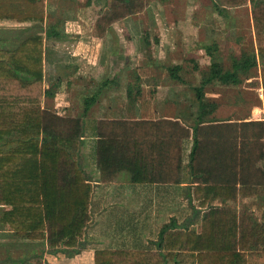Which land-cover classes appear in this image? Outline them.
Wrapping results in <instances>:
<instances>
[{"label":"trees","instance_id":"trees-1","mask_svg":"<svg viewBox=\"0 0 264 264\" xmlns=\"http://www.w3.org/2000/svg\"><path fill=\"white\" fill-rule=\"evenodd\" d=\"M152 1L106 0L94 22L95 35L103 37L112 23L142 12ZM212 2L216 9L250 6L264 107V0ZM44 18L45 0H0V20L42 24ZM42 73L41 34L12 50L0 46V223L28 239H45L50 248L78 252L93 193L79 160L85 136L101 181L124 174L139 184L181 183L185 142L192 140L186 165L193 183L187 187L191 216L180 225L165 224L155 251L97 250L94 264H264V120L191 127L168 118L99 119L86 135L84 117L110 80L82 98L83 118L62 116L41 107ZM233 76L210 73L194 88L201 115L203 86L212 78ZM34 216L39 236L26 233L30 222H18ZM32 261L13 264H42Z\"/></svg>","mask_w":264,"mask_h":264},{"label":"crops","instance_id":"crops-1","mask_svg":"<svg viewBox=\"0 0 264 264\" xmlns=\"http://www.w3.org/2000/svg\"><path fill=\"white\" fill-rule=\"evenodd\" d=\"M158 1L161 0H154L151 3L157 4ZM162 1L164 2L165 0ZM62 4V0H46L45 10L47 11L54 7L59 9ZM85 5L89 6L90 2L85 3ZM212 5L218 12L213 3ZM189 8L190 6L188 7V11L190 12ZM241 8H248L250 11L249 5L225 9L234 10ZM120 21L121 20L112 23L107 28L105 36L100 39H106V37L110 35V32L115 30V25ZM27 23L30 24L32 22L20 23L11 19L0 20V46L10 50L14 49L23 40L20 30L13 32L14 26ZM65 24L61 31L54 25H48L47 28L50 31V35L46 34L47 28L45 31V37L43 38V94L41 97V106L58 115L83 118V109L74 107L67 96L68 91L72 89L71 86L73 82L65 81L66 78L61 73H54L60 64L54 63L50 69L53 73H46V39L53 42L52 46H55V51H60L62 46L67 50L72 48L71 34L73 33L70 31L72 29L67 25L65 28ZM176 24L177 23L173 25ZM194 27H197L196 24H194ZM214 45L213 43V46L206 45L201 47L203 51H205V57L201 55L198 56V58L197 56H191L189 60L183 58L182 55L175 56L169 53L168 59L171 65L166 66L165 70L169 73L172 80L177 81H181L178 73L184 70H189L193 73H206L201 78L200 85L196 87H200L203 81L209 77L210 73H233L234 76L233 78L215 77L210 79L204 86L218 82L223 85H238L241 86V88L252 90V86L249 83L254 81L256 90L260 92L258 93V102H260L261 106L257 104L251 106V117L256 116L260 111L259 118L261 117L262 120H264L259 67H257L256 73L249 74L251 69L257 66L258 56L256 50H250V48H248L249 50L243 49L239 56L235 55L233 57L231 68L225 70L221 66L220 61L217 60V55L215 53L217 52V48H215ZM161 47L166 49V44L162 43ZM251 54L255 55V59L252 62L253 64H250L251 62L248 60ZM56 55L58 54L54 56ZM158 58L159 60L162 59L161 57ZM159 60L158 62H160ZM55 62H59V60H55ZM47 76L49 78H47ZM104 78L105 77L101 78L94 85L92 83L94 89L105 80ZM204 86L202 92L205 110L202 115L199 110V102L195 97L194 88L196 87L192 88L194 101L190 102L192 103L190 109L182 108L177 104L172 106L166 105V103L162 108L158 109L159 112L153 111V113L149 109H145V107H138L137 100L140 98L143 90L141 86L128 83L125 87H121L116 79L115 81L110 80L103 88L95 106L92 107L88 115L84 117L86 135H89L95 126V122L99 119L132 121L168 118L179 120L191 127L201 122H240L246 120V118L243 119L241 117H229L224 120H217V117H212L216 110V106L214 103L210 102V99L205 97ZM193 110H195V112H192ZM89 139L90 138L87 136L84 137V141H88H85V145L82 146L83 149L81 148L79 152V160L82 169L90 180L89 182L93 184V193L89 205L91 219L84 231L82 247L78 248L79 251L75 253H71V250L65 251L60 248H50L45 239H28L25 232L23 233L24 235H17L8 224L1 222L0 263H29L31 260L34 261L35 258H37L42 260V264H94V254L97 250L155 251L157 249L156 241L159 231L165 224L174 221L177 225H180L184 223L186 218L191 216V208V213L187 216L183 208L184 214L180 216L179 209L187 205L190 206L187 199V187L193 186V183L191 182L190 172L186 169V165H188L187 154L192 140L185 142L186 150H184L185 152L183 154V167H185V169L182 173L181 183L139 184L130 182L124 174L119 175L112 181H101L98 178V171L91 156ZM55 200L56 203L54 205L58 207L57 201L59 200V191H56ZM174 206L176 208L171 211V208ZM2 210L3 206L0 212ZM38 221L39 217L37 216L29 220L25 218L18 220L19 223L22 222V225H25L26 222H30L28 225L31 230H29V228L28 231L26 230V233L33 236H39L41 233Z\"/></svg>","mask_w":264,"mask_h":264},{"label":"rangeland","instance_id":"rangeland-1","mask_svg":"<svg viewBox=\"0 0 264 264\" xmlns=\"http://www.w3.org/2000/svg\"><path fill=\"white\" fill-rule=\"evenodd\" d=\"M87 2H90L89 6L85 5ZM105 2L106 0H62L60 10L55 7L45 10L42 24L32 22L16 25L13 30H20L23 39L36 34H41L44 38L48 25H54L61 31L67 22L65 28L67 25L73 33L72 48L67 50L62 46L60 51H55L53 42L46 39V73H53L50 69L54 63L60 64L54 73H61L66 78L65 81L73 82L67 96L74 107L79 109L82 108V98L91 94L93 85L103 77L113 81L116 79L121 87L128 83L141 86L143 90L137 100L138 107L157 112L167 103L166 105L177 104L190 109V102L194 101L192 88L200 85V80L206 73L184 70L178 73L181 81L172 80L165 70L166 66L171 65L168 59L170 54L182 55L187 60L191 56L205 57V51L201 47L213 46L214 43L217 60L227 70L231 68L233 57L239 56L243 49L256 50L248 8L226 10L225 7H220L217 12L212 0H161L157 4H149L137 15L131 14L121 19L115 25V30L102 40V37L95 35L94 22L104 10ZM175 23L177 24L173 25ZM162 43L166 44V49L161 47ZM55 54L58 55L54 56ZM158 57L162 59L159 60ZM257 67H260L259 59L257 66L249 74L256 73ZM249 84L252 90L218 82L204 86L205 97L216 106L212 117H217V120L229 117L262 119L259 118L260 111L251 117V106L261 104L258 102L260 92L256 90L255 82ZM175 208H171V211ZM182 208L185 209L186 216L190 215L191 209L187 205L180 207V216L184 214ZM195 226L198 229L199 225Z\"/></svg>","mask_w":264,"mask_h":264}]
</instances>
